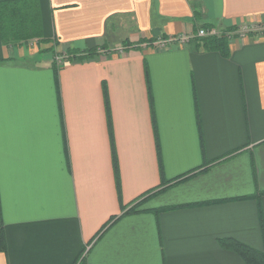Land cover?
<instances>
[{
	"label": "crops",
	"instance_id": "crops-1",
	"mask_svg": "<svg viewBox=\"0 0 264 264\" xmlns=\"http://www.w3.org/2000/svg\"><path fill=\"white\" fill-rule=\"evenodd\" d=\"M37 1L47 44L0 35V264H245L220 239L264 248V34L233 35L227 56L148 44L263 24L264 0ZM53 42L105 52L55 74L38 58Z\"/></svg>",
	"mask_w": 264,
	"mask_h": 264
},
{
	"label": "trees",
	"instance_id": "trees-1",
	"mask_svg": "<svg viewBox=\"0 0 264 264\" xmlns=\"http://www.w3.org/2000/svg\"><path fill=\"white\" fill-rule=\"evenodd\" d=\"M202 27H209L203 25ZM236 27H227L220 30L215 35L193 36V40L197 41L206 49H213L220 52L222 55H228V35L227 32L234 30ZM0 35L1 40L5 45H25L29 40L36 39L41 44H47L48 39L44 38L41 29L40 11L37 0H4L0 1ZM149 44L152 41L148 42ZM55 43L53 42L48 47L39 49V52L50 51L54 54ZM104 47H93L87 50L61 49L59 52L66 62L82 61L88 58H94L103 50ZM104 51V50H103ZM105 52V51H104ZM54 58V57H53ZM52 58V65L57 74L58 69L62 66L56 63ZM113 169L117 183V167L113 157ZM118 187V185H117ZM136 204L127 207L122 206L124 210L122 214L138 211L135 209ZM127 207V208H126ZM258 216L260 227L263 231V219L260 207H258ZM115 217L108 222V224L115 220ZM104 225V228L108 225ZM103 228V229H104ZM101 229V230H103ZM100 230V232H101ZM220 243L224 248L235 252L245 264H264V248L257 249L245 243L237 241L233 238L220 239ZM0 251H5L4 235L2 227L0 226ZM79 259H76L73 264H77Z\"/></svg>",
	"mask_w": 264,
	"mask_h": 264
},
{
	"label": "built area",
	"instance_id": "built-area-1",
	"mask_svg": "<svg viewBox=\"0 0 264 264\" xmlns=\"http://www.w3.org/2000/svg\"><path fill=\"white\" fill-rule=\"evenodd\" d=\"M220 32L219 29H216L214 27H200L197 29V31L190 35H184V36H177V37H158L157 39H155L154 41H152V43L150 45H153L155 47L158 48H166L169 45H171V43L173 42H177V43H187L190 40H193V36H205V35H215L218 34ZM258 33V34H264V23L263 24H259V25H255L252 27H246V26H239L236 27L234 30L227 32L228 38L232 37L233 35H239V36H244L248 33ZM149 44V43H148ZM101 53H103V50H99Z\"/></svg>",
	"mask_w": 264,
	"mask_h": 264
},
{
	"label": "rangeland",
	"instance_id": "rangeland-1",
	"mask_svg": "<svg viewBox=\"0 0 264 264\" xmlns=\"http://www.w3.org/2000/svg\"><path fill=\"white\" fill-rule=\"evenodd\" d=\"M25 45L27 47H42L43 45H41L40 41L31 39L29 40L27 43H25ZM41 54L38 55V58H44V56L49 57V55L56 61L57 64L59 65H63L66 63V61L64 60V57L59 53V52H54V54H52L50 51H43L40 52ZM49 54V55H48Z\"/></svg>",
	"mask_w": 264,
	"mask_h": 264
}]
</instances>
